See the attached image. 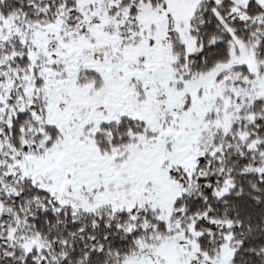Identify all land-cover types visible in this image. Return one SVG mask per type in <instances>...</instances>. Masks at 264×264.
Listing matches in <instances>:
<instances>
[{
  "label": "snow or ice",
  "instance_id": "obj_1",
  "mask_svg": "<svg viewBox=\"0 0 264 264\" xmlns=\"http://www.w3.org/2000/svg\"><path fill=\"white\" fill-rule=\"evenodd\" d=\"M0 264H264V0H0Z\"/></svg>",
  "mask_w": 264,
  "mask_h": 264
}]
</instances>
